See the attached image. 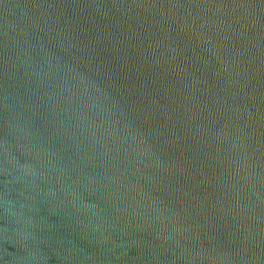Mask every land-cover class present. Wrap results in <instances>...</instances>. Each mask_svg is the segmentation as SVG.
Returning a JSON list of instances; mask_svg holds the SVG:
<instances>
[{
  "label": "water",
  "instance_id": "1",
  "mask_svg": "<svg viewBox=\"0 0 264 264\" xmlns=\"http://www.w3.org/2000/svg\"><path fill=\"white\" fill-rule=\"evenodd\" d=\"M0 264H264V0H0Z\"/></svg>",
  "mask_w": 264,
  "mask_h": 264
}]
</instances>
